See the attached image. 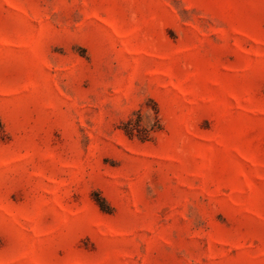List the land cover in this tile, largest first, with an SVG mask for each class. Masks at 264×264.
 <instances>
[{
    "label": "rangeland",
    "instance_id": "374dc122",
    "mask_svg": "<svg viewBox=\"0 0 264 264\" xmlns=\"http://www.w3.org/2000/svg\"><path fill=\"white\" fill-rule=\"evenodd\" d=\"M0 264H264V0H0Z\"/></svg>",
    "mask_w": 264,
    "mask_h": 264
},
{
    "label": "trees",
    "instance_id": "16d2710c",
    "mask_svg": "<svg viewBox=\"0 0 264 264\" xmlns=\"http://www.w3.org/2000/svg\"><path fill=\"white\" fill-rule=\"evenodd\" d=\"M137 127L138 126L134 124L131 119L128 120L124 125V129L126 133L130 136L139 135V134H136V129H138Z\"/></svg>",
    "mask_w": 264,
    "mask_h": 264
}]
</instances>
